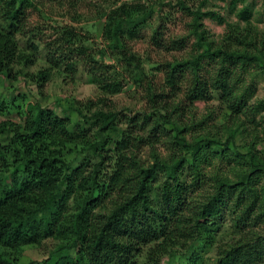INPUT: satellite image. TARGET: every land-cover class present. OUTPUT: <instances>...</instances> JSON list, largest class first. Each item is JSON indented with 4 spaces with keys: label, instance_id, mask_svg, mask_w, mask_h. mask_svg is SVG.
<instances>
[{
    "label": "trees",
    "instance_id": "obj_1",
    "mask_svg": "<svg viewBox=\"0 0 264 264\" xmlns=\"http://www.w3.org/2000/svg\"><path fill=\"white\" fill-rule=\"evenodd\" d=\"M82 1L0 0V89L22 77L40 96L82 67L98 93L55 109L17 89L0 101V264H264L256 0H222L224 13L208 0H101L99 44L94 25L49 37L30 25L41 4ZM206 19L224 26L217 39ZM125 90L145 107L117 108Z\"/></svg>",
    "mask_w": 264,
    "mask_h": 264
},
{
    "label": "rangeland",
    "instance_id": "obj_2",
    "mask_svg": "<svg viewBox=\"0 0 264 264\" xmlns=\"http://www.w3.org/2000/svg\"><path fill=\"white\" fill-rule=\"evenodd\" d=\"M122 1L130 0H121V2ZM250 1L252 0H246L247 3ZM224 5L225 3L222 0H208L207 7L224 13ZM103 7H105V4L101 0H83L79 3V6L74 9H72L73 7H68L67 4H41V13L37 12L35 9H31V12L28 15V19L32 28L38 26L41 27L40 30L44 32V35L39 34L38 37H49L51 35L52 30L50 27L52 25L56 26L68 24L74 27H78L80 25H94L95 28H92L91 30L93 33V40L97 41L99 44L102 23L98 21L97 13L100 11V9H103ZM257 12L260 13L257 14ZM259 17L264 19V0H256V8L254 11V17L252 18V22L254 23V25H256L258 29L262 30L264 28V22H258ZM235 20L236 19L234 17V14L232 13L228 18V22H232ZM203 23L210 37L214 39H217L224 33V26L217 24V22L214 20L206 19ZM169 30L172 33L181 34L183 33V25L181 22L177 21L176 25H171ZM139 42L134 46V48L141 51L144 47L143 44ZM44 66L45 55L43 51H41L39 53L36 65L32 66L29 69V72L36 73V71L43 68ZM85 75L86 72H84V69L82 67L79 68V71L74 78L65 79L64 77H60L55 74L51 77L50 81L45 84L44 87L40 90V96L37 94L38 90L36 92V89L30 88L25 83V80L22 77L13 82L10 89H17V92H14L16 95L17 93H24L30 100L35 101L36 99L40 98L42 105H45L52 109H55V107H58V105H61L65 108L66 101H71L72 99L78 101L85 100L87 98L96 99L98 93L96 91L95 84L92 83L88 78L86 79ZM256 83L257 87L259 88V91L256 94V98H262L264 97V72L256 76ZM11 90L0 89V101L3 100L8 103L12 94ZM112 99L117 108L130 107L132 111L139 110L141 106L145 107L146 104V101L143 100L142 95L136 92H134L133 94L132 90H125L122 94L112 97ZM204 109V105L198 106L196 108L197 112H202ZM158 150L161 153L165 152L163 148H159ZM149 152V147L143 149L140 155L143 162L151 161L150 158H148ZM24 252L25 260L42 258V255L36 248H27Z\"/></svg>",
    "mask_w": 264,
    "mask_h": 264
}]
</instances>
